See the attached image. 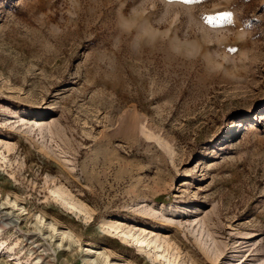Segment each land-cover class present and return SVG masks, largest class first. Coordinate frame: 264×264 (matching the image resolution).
Wrapping results in <instances>:
<instances>
[{"label":"rangeland","instance_id":"374dc122","mask_svg":"<svg viewBox=\"0 0 264 264\" xmlns=\"http://www.w3.org/2000/svg\"><path fill=\"white\" fill-rule=\"evenodd\" d=\"M0 151V264H264V0H0Z\"/></svg>","mask_w":264,"mask_h":264},{"label":"bare ground","instance_id":"6f19581e","mask_svg":"<svg viewBox=\"0 0 264 264\" xmlns=\"http://www.w3.org/2000/svg\"><path fill=\"white\" fill-rule=\"evenodd\" d=\"M37 118L40 119V117H37ZM37 118L31 119L32 123H30V125L27 127L29 128L32 125H37V128L41 130L44 125L46 126V124L39 123ZM4 145L6 149H10V145L8 143L5 142ZM0 162H3L5 164L7 163L8 165H10L8 159L2 153V151H0ZM48 193L52 199H54L55 201H57L59 204L63 205L64 207L70 209L71 211H75V210H77L78 212L82 211L83 204L79 200L73 199L69 195V193L65 192L61 187L56 186L53 188H49ZM1 199L2 197L0 196V208L1 209L8 207L6 203H12L15 205V201L14 200L10 201L11 198L7 195L5 196L4 200L2 199L3 201ZM21 208L22 206L18 207V210ZM137 209L138 211L146 213L147 215H144L145 217H149L148 214L152 216L156 215L155 209L150 204L148 205L142 204ZM0 218H1L0 219V230L2 231L5 229L6 225H9L10 223H12V218L5 211H3V215H1ZM36 219L37 220L33 222V226L38 231H40L41 234H44L45 236L54 240L57 246H67L68 245V243H66V238L68 237V235L64 230L62 229L58 230L54 228L50 222L46 221L45 219H42L41 216H37ZM167 220L169 222L172 221L170 218H167ZM202 223L203 222H200V220H197L194 223L197 225V227H199L200 234L203 232ZM106 225L112 228L115 231L114 233H116L122 240L131 241L135 245L137 250L146 251L152 254L154 259L165 261L167 262V264H180L179 262H175V257L172 254H170L169 249H174L175 246L172 245V243H170L169 240L164 235H161L158 233H152L151 231L146 230L142 226L122 227V225L115 224L113 222H108ZM193 228L194 227L191 228V232L196 230ZM1 247H6V245H4L2 241H0V251L2 250ZM10 249L11 248H9V250ZM95 253H97V251L90 249V248L87 249V251L84 253V258H83L84 262L89 263V264H104L105 261L104 262H102V260L100 261L99 257ZM37 261L38 259L35 260L36 263ZM116 264H123V263L117 262Z\"/></svg>","mask_w":264,"mask_h":264}]
</instances>
